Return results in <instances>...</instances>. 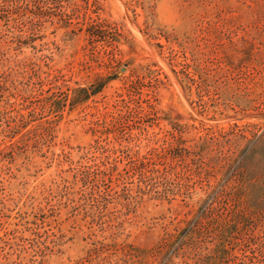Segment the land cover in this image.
I'll return each mask as SVG.
<instances>
[{
    "label": "rangeland",
    "instance_id": "rangeland-1",
    "mask_svg": "<svg viewBox=\"0 0 264 264\" xmlns=\"http://www.w3.org/2000/svg\"><path fill=\"white\" fill-rule=\"evenodd\" d=\"M255 2L98 0L88 11L83 0L60 11L50 2L20 45L0 19V59L30 60L34 94L25 105L34 122L51 125L40 142L0 154V264H180L178 247L221 190L235 196L221 202L237 211L241 236L255 241L253 264H264V24ZM10 10L13 2L0 0V15ZM96 14L104 31L89 27ZM6 98L0 93V149L14 139L4 111L10 120L21 102L12 97L9 107ZM124 105L143 114L114 123ZM94 140L141 153L173 141L188 151L189 167L160 187L161 198L148 194L121 216L122 229L100 232L77 198L59 195L79 147ZM115 231L137 251L103 260L94 247ZM201 256L188 264H203Z\"/></svg>",
    "mask_w": 264,
    "mask_h": 264
},
{
    "label": "trees",
    "instance_id": "trees-1",
    "mask_svg": "<svg viewBox=\"0 0 264 264\" xmlns=\"http://www.w3.org/2000/svg\"><path fill=\"white\" fill-rule=\"evenodd\" d=\"M15 5V10L0 15V19L10 28L11 40L15 43H25L31 38L34 25V16L40 21L46 13L44 7L48 3H54L57 9L62 10V3L71 0H10ZM98 0H83L86 11L90 5H96ZM255 14L259 25L264 24V0H256ZM88 14L86 12L85 17ZM98 15L89 25L91 29L104 31L103 24L98 22ZM71 25V21H65ZM27 43V42H26ZM30 60H15L6 54L0 59V93L6 94V104L9 107L15 105L10 98L20 99V107L17 114L9 119V112L4 111L8 121V131L13 132L9 144L0 149V154H10L15 147L29 142L38 143L49 135L51 125L49 120L34 122V108L27 107L33 97L31 86V72H29ZM20 98H19V97ZM18 103V104H19ZM126 109L118 110L113 118L114 123L127 121L132 116L139 117L143 109H132L124 105ZM143 114V113H142ZM13 123V124H12ZM17 136V137H16ZM16 137V139H15ZM14 140V141H13ZM108 142L94 140L88 146L79 147V166L74 172L73 179H62L60 196L71 202L79 201L85 215L91 222L98 224L100 232L122 229L121 216L136 210V205L144 201L148 194H155L154 198H161L160 187L173 184V179L186 172L189 165L184 162V156L188 154L185 148L172 142H163V145H155L145 152L134 150L128 145H109ZM138 146V145H137ZM124 151L125 163L122 168L117 165V151ZM185 153V155H184ZM231 199L236 202L235 196L231 198V192L221 190L215 195L217 205L208 206L198 215L191 228V236L181 243L178 250L183 255L180 264H188L191 254L203 260V264H253L255 249L252 248L255 241L250 236L247 239L241 236L237 228L239 216L235 209H226L221 202ZM77 198V201L75 200ZM235 204V203H234ZM135 205V206H133ZM229 212L230 219L224 222L223 210ZM118 232H111L101 241L97 240L93 252L108 261L109 255H115L117 251H137V247L123 240L118 242ZM108 239V242L104 240ZM99 241V242H98ZM168 239L163 238L151 247L155 255L162 252ZM213 245V246H212ZM114 250V252H110ZM166 264L173 263L169 259Z\"/></svg>",
    "mask_w": 264,
    "mask_h": 264
}]
</instances>
